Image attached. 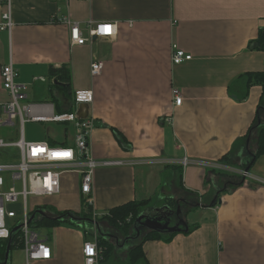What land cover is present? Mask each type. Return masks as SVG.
<instances>
[{
  "label": "crops",
  "instance_id": "obj_1",
  "mask_svg": "<svg viewBox=\"0 0 264 264\" xmlns=\"http://www.w3.org/2000/svg\"><path fill=\"white\" fill-rule=\"evenodd\" d=\"M4 10L0 2V21ZM12 16L13 30L0 32V139L16 141L21 135L19 124L8 123L3 109L10 96L3 88L1 67L12 49L17 80L28 87L33 115L76 112L91 119V155L101 162H124L96 168L91 204L77 170L64 171L61 191L41 198L43 204L52 213H79L86 202L94 215H102L129 201L150 199L143 215L160 210L178 218L169 204L173 200L188 224V231L164 233L172 235L169 239L143 241L147 228L128 238L134 229L126 236L101 222L104 237L114 245L103 264H127L130 250L141 242L148 264H264L262 182L245 180L215 206L190 210L188 202L191 193L201 200L216 198L211 169L240 171L221 159L247 135L264 87L250 86L242 100L229 87L242 84L244 73L264 71V49L251 46L264 25V0H13ZM63 18L78 22L84 33L98 22L113 23L115 31L73 44ZM175 44L192 59L175 64ZM94 60L104 62L96 76L91 74ZM63 66L69 80L55 84L51 70ZM175 88L182 93L181 105L175 103ZM15 125L16 133L10 134L7 126ZM26 125V141L75 146L74 122L30 120ZM251 174L264 179V155ZM82 222L53 227L43 236L51 259L31 264H85L84 244L96 241L97 226ZM25 262L22 248L11 252L9 264Z\"/></svg>",
  "mask_w": 264,
  "mask_h": 264
},
{
  "label": "built area",
  "instance_id": "obj_2",
  "mask_svg": "<svg viewBox=\"0 0 264 264\" xmlns=\"http://www.w3.org/2000/svg\"><path fill=\"white\" fill-rule=\"evenodd\" d=\"M5 10L0 21V32L12 31L15 25L12 16L13 0H0ZM70 29V39L73 44L82 45L92 42L96 36L107 37L114 34V24L98 22L90 24L88 33H84L78 22L67 18L62 19ZM193 55L187 53L177 44L173 47V62L182 63L192 59ZM102 60L91 63V74L99 75L103 68ZM18 72L15 67L13 51L11 49L8 62L1 67L3 88L9 93V100L3 103V109L10 124L18 123L21 131L20 138L16 141L0 139V150L15 148L17 155H9L11 163H0V239L10 238L12 230L20 226L23 246L26 254L25 264L34 261L49 260L52 250L47 242L33 227L31 212L41 205L32 203L30 197H49L61 191V175L64 171H79L82 174L81 190L92 203L90 194L96 168L101 164H120L123 161H98L89 150V137L94 123L91 119H81L76 112L58 113L51 116L46 114L33 115V104L27 101L28 87L17 80ZM44 79V78H43ZM175 103L181 105L182 93L174 89ZM36 121H71L76 126L75 146L50 145L46 141H26L24 127L26 122ZM188 163V158L184 159ZM247 179H255L264 184V179L253 176L249 171H238ZM85 264H101L100 251L95 241H86L84 244Z\"/></svg>",
  "mask_w": 264,
  "mask_h": 264
},
{
  "label": "trees",
  "instance_id": "obj_3",
  "mask_svg": "<svg viewBox=\"0 0 264 264\" xmlns=\"http://www.w3.org/2000/svg\"><path fill=\"white\" fill-rule=\"evenodd\" d=\"M251 46L255 49H264V25L259 30L258 37L251 43ZM51 76L55 77V84L59 81L69 80V70L67 67L63 66L57 70H51ZM239 81H243L242 84H232L229 87L230 94L233 95L238 100L245 99L248 96L250 86L254 84H260L264 87V71H251L240 75ZM54 83L50 85V91L53 93L51 95L53 103L57 106L58 100L55 97ZM239 89H237V87ZM115 134L120 141L121 144L126 145L125 137L119 133L116 129H114ZM264 155V95L261 98L255 119L249 128L247 135L243 138L238 139L234 145L232 150L227 153L222 159V163L229 166L230 168H235L241 171H247L246 168L250 164L251 171L252 166L256 162L257 158ZM210 182L214 183L217 190L216 195H214L211 201H207L203 198L200 199V195L196 193H191L190 199L188 200L189 205H191L190 210L197 209L202 206H215L219 202L221 196L223 194L232 192L236 190L238 187L242 186L245 183L247 178L238 171L226 170V169H211L209 172ZM215 193V192H214ZM214 202V205H212ZM150 203V199H138L132 200L125 204L116 206L111 208L106 213L102 215H94L91 209L86 202L84 203L83 211L76 213L72 211H57L52 213L47 205H42L40 207L34 208L31 212L35 214L34 223L43 224L44 226L53 228L63 222H69L70 224L77 225L80 224V221H72L69 218V213H74L76 216H80L85 218H89L91 220H95L97 224V233H96V242L98 244V249L100 251V263L103 264L108 259L111 258V255L114 250V245L104 237L103 229L101 228V222H106L111 228L123 233L128 236L133 232L134 224L139 216H141L145 209L148 208ZM170 206L174 209L176 213V208L179 205L176 201L169 202ZM38 209H43L44 211L50 212L49 217H45L40 213H37ZM48 215V214H47ZM87 223L86 221H83ZM82 222V223H83ZM193 228H190L192 231ZM145 231V229H143ZM147 234L142 239H169L172 235H167L164 233L146 230ZM87 233H90L87 231ZM9 238H1L0 239V261L5 259L6 250L8 246ZM22 236L20 231H17L13 238L10 249L11 252L14 249L22 248ZM127 264H148L146 254L143 250V242L137 244L133 247L129 252V258Z\"/></svg>",
  "mask_w": 264,
  "mask_h": 264
},
{
  "label": "water",
  "instance_id": "obj_4",
  "mask_svg": "<svg viewBox=\"0 0 264 264\" xmlns=\"http://www.w3.org/2000/svg\"><path fill=\"white\" fill-rule=\"evenodd\" d=\"M249 169H250V164L247 166L246 170L249 171ZM212 205H214V202H212ZM181 211L182 209H181V206L179 205L176 211V215L178 216V218L180 217V221L178 224L174 226L170 225L171 224L170 222L171 214L167 215L165 218L157 214H154V215L149 214L148 216L142 214L141 216L137 218L134 224L135 233L133 235H130L128 238L139 237L141 234L142 228H147L151 231H156L160 233H174V232H180V231H188L189 229L188 224L181 218ZM157 212H160V210H158ZM37 213H40L41 215L47 218L49 217V215H47V213L43 209H38ZM68 215L72 221H80V222L86 221V222H90V223L93 222L97 224L95 220H91L89 218L84 219L83 217L76 216L74 213H69ZM34 218H35V214H32L30 221H32ZM19 229H20V226H17L12 230L11 236L9 238L7 250H6L5 259L3 261H0V264H9L12 238Z\"/></svg>",
  "mask_w": 264,
  "mask_h": 264
},
{
  "label": "rangeland",
  "instance_id": "obj_5",
  "mask_svg": "<svg viewBox=\"0 0 264 264\" xmlns=\"http://www.w3.org/2000/svg\"><path fill=\"white\" fill-rule=\"evenodd\" d=\"M36 100H42V99H36ZM43 101V100H42ZM35 102H39V101H35ZM26 125V124H25ZM27 126V125H26ZM17 125H15V126H7V131H9V133L10 134H15L16 133V129H17ZM11 155H17V158L19 157V154H18V151H17V149H8V150H4V151H2V150H0V163H11V162H13V160L10 158V156ZM250 173H251V171H250ZM33 197L31 196L30 197V199H29V201H30V205L33 203V199H32ZM35 199H40L41 200V198H39V197H36ZM39 200V202H38V204H40L41 206L42 205H44L43 203H44V201L43 200H41L40 201ZM200 217V214L199 215H197V218H196V220L198 219ZM202 222V221H201ZM32 227L41 235V236H46V235H48V234H50L51 233V231L53 230L52 228H50V227H47V226H44L43 224H36V223H34L33 225H32ZM90 236V235H89ZM88 236V237H89ZM91 237V236H90Z\"/></svg>",
  "mask_w": 264,
  "mask_h": 264
},
{
  "label": "flooded vegetation",
  "instance_id": "obj_6",
  "mask_svg": "<svg viewBox=\"0 0 264 264\" xmlns=\"http://www.w3.org/2000/svg\"><path fill=\"white\" fill-rule=\"evenodd\" d=\"M48 215L50 214L49 212H47V211H45ZM151 214H157V215H159V216H161V217H163V218H165L167 215H169L167 212H165V211H160V212H157V213H151ZM179 221H180V217L179 218H176L175 217V214H174V216L172 217L171 216V219H170V222H171V224L170 225H176V224H178L179 223Z\"/></svg>",
  "mask_w": 264,
  "mask_h": 264
}]
</instances>
